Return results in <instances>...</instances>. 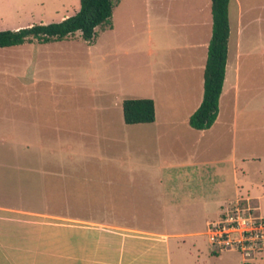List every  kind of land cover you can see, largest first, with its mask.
<instances>
[{
    "label": "crops",
    "instance_id": "1",
    "mask_svg": "<svg viewBox=\"0 0 264 264\" xmlns=\"http://www.w3.org/2000/svg\"><path fill=\"white\" fill-rule=\"evenodd\" d=\"M257 9L250 0H230L225 80L218 117L210 128L196 129L189 120L204 98V72L213 33L212 0L210 14L200 24L208 25V32L202 34L200 27L202 36L197 41L168 50L149 65L146 95L132 98H152L156 119L125 122L128 128L123 138L127 155L123 163L134 164L133 158L139 159L147 167L146 176L118 180L50 170L67 167L63 160L8 165L19 171L29 168L34 187L47 197L72 195L82 201L76 211L69 212L24 205L13 185L0 190V264H174L178 259L183 264L187 257L193 264H207L211 259L216 264H237L225 254L232 250L212 251L206 230L232 202L240 201L252 212L264 214V13L259 17ZM113 27L112 22L106 28ZM170 30L168 24H161L164 35ZM114 94L110 92L113 96L108 97L109 109L121 103L123 109L125 99ZM106 127L108 130L99 131L100 141L113 140L112 127ZM123 182L131 190L124 206L120 210L115 203L102 207L98 201L92 205L93 212L97 208L100 214L105 208L108 215H156L173 225L137 226L85 217L86 183L93 184V198L100 200L102 189H109L108 197L113 198L110 192ZM180 221L192 226H176ZM254 262L264 264V253Z\"/></svg>",
    "mask_w": 264,
    "mask_h": 264
},
{
    "label": "rangeland",
    "instance_id": "2",
    "mask_svg": "<svg viewBox=\"0 0 264 264\" xmlns=\"http://www.w3.org/2000/svg\"><path fill=\"white\" fill-rule=\"evenodd\" d=\"M250 1L257 4L261 17L264 0ZM80 5V0H0V30L59 22L74 15ZM209 14L210 0H120L112 15L114 27L98 28L91 42L77 32L59 41L41 43L35 39L0 51V190L13 185L24 205L71 212L76 211L82 199L72 195L47 197L34 187L29 168L19 171L8 165L63 160L68 163L66 169L50 166V170L118 180L149 174L137 158H133L134 164L123 163L127 157L123 138L128 125L122 103L110 110L108 97L113 96L110 92L119 99L146 95L149 65L166 51L170 53L171 49L197 41L200 27L202 34L208 32L209 26L200 24ZM163 22L171 28L168 35L161 31ZM107 124L112 127L113 140L100 141L99 131L108 130ZM101 191V199H94L93 184L86 183L85 217L128 221L137 226L173 225L160 221L156 215H108L105 208L100 214L97 208L93 212L92 205L98 201L102 207L115 203L120 210L131 194L124 182L110 192L113 198L108 197L109 189ZM175 225L192 223L180 221ZM225 254L241 264L238 252ZM184 261L183 264H193L191 258ZM216 263V259H211L207 264ZM174 264H181L180 259Z\"/></svg>",
    "mask_w": 264,
    "mask_h": 264
},
{
    "label": "trees",
    "instance_id": "3",
    "mask_svg": "<svg viewBox=\"0 0 264 264\" xmlns=\"http://www.w3.org/2000/svg\"><path fill=\"white\" fill-rule=\"evenodd\" d=\"M119 2L120 0H80V9L62 21L0 30V48L23 45L35 39L41 43L59 41L77 32L81 33L83 39L91 42L98 28L112 26V15ZM229 3L230 0H212L213 33L204 72V98L189 120L190 125L196 129L210 128L218 117L228 59ZM123 111L127 124L151 123L156 119V107L152 98L125 99Z\"/></svg>",
    "mask_w": 264,
    "mask_h": 264
},
{
    "label": "built area",
    "instance_id": "4",
    "mask_svg": "<svg viewBox=\"0 0 264 264\" xmlns=\"http://www.w3.org/2000/svg\"><path fill=\"white\" fill-rule=\"evenodd\" d=\"M213 252H238L243 264H255L264 253V214L254 213L240 201L232 202L206 230Z\"/></svg>",
    "mask_w": 264,
    "mask_h": 264
}]
</instances>
